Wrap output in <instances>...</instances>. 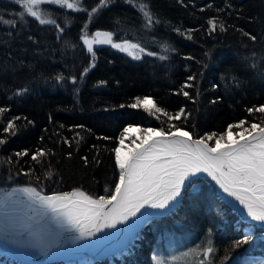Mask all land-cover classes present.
<instances>
[{"label": "trees", "instance_id": "1", "mask_svg": "<svg viewBox=\"0 0 264 264\" xmlns=\"http://www.w3.org/2000/svg\"><path fill=\"white\" fill-rule=\"evenodd\" d=\"M98 2L83 0V5L90 11ZM137 2L111 0L88 25V33L110 31L115 42L138 43L145 49L142 58L105 44L94 49L93 61L80 39L87 13L45 5L65 29L60 33L33 17L22 20L14 0H0V16L16 21H0V108L8 110L0 116V139L6 140L0 145V187L30 185L48 195L79 189L99 198L118 182L113 150L125 128L163 127L167 132L175 124L194 138L218 137L242 120L248 121L245 127L264 120V114L248 112L264 105V0H143L153 15L150 27ZM210 19L226 30L210 34ZM191 75L195 81L188 80ZM186 83L194 84L183 89L191 98L182 94ZM145 96L171 115L183 109L184 116L168 120L157 113V119L128 107ZM9 119L15 121V135L3 131ZM37 149L46 153L39 162L31 159ZM261 232L264 228L242 221L203 178L188 184L166 215L147 221L136 243L125 250L51 264H155L153 257L171 237L184 238L210 264H239L264 260ZM245 235L251 240L234 247ZM209 246L214 252L206 258Z\"/></svg>", "mask_w": 264, "mask_h": 264}, {"label": "snow or ice", "instance_id": "2", "mask_svg": "<svg viewBox=\"0 0 264 264\" xmlns=\"http://www.w3.org/2000/svg\"><path fill=\"white\" fill-rule=\"evenodd\" d=\"M14 2L22 9L19 13L22 20L26 15L33 17L40 25H54L60 33L65 29L51 18L45 5H57L61 9L87 13L88 23L83 25V35L80 39L93 61L96 57L94 45H111L135 60H140L141 54L145 53V49L138 43L129 40L115 42L114 33L110 31L97 30L89 35L88 25L102 9L108 7L111 0H99L90 11L83 5V0ZM127 2L133 4L134 0ZM136 6L145 18V26H152L154 21L149 5L143 0H138ZM0 21L8 25L16 23L15 20H4L2 16ZM65 22L70 24L67 16ZM208 24L210 34L218 28L220 31L226 30L224 25H218L215 19H210ZM250 39L255 41L256 36L250 35ZM147 55L156 53L148 52ZM166 58L160 57L162 60ZM93 67L94 63L85 68L84 74ZM188 80L195 81L196 76L191 75ZM72 82H76L75 77ZM192 87L193 83L183 85L182 94L191 98L189 92L183 89ZM128 107L142 108L157 119V113H162L168 120H178L184 116L183 109L171 115L158 107L148 96L136 97L135 102ZM7 111L6 108H0V116ZM248 112L264 114V105L250 108ZM246 124L248 121L242 120L229 125L228 130L218 137L216 133H211L200 138H193L190 132L175 124L170 125L167 132L163 127L125 128L119 139L120 146L113 150L115 164L119 169L118 182L112 189L107 190L106 195L93 198L79 189L44 195L32 186L17 187L11 191L0 189V238H14V242L42 251L58 247L65 232L75 233L73 240L92 239L106 229H115L118 225L129 224L130 221L134 225L136 219L142 215L141 210L146 207L161 210L169 208L180 197L185 182L201 172L207 173L225 193L234 197L252 220L264 223V126H261L264 120L251 123L248 127H245ZM233 128L240 131L234 134ZM134 130L142 131L144 138L139 146L129 148L125 152V136ZM3 131L15 135V121L9 119ZM213 140L214 143L210 144ZM4 143L6 140L0 139V145ZM132 143L135 144V141ZM16 155L27 156L28 152H17ZM45 155V152L37 149L31 159L39 162L38 158ZM250 240L251 236L245 235L242 240L235 242L234 247L247 244ZM213 252L214 248L209 246L204 250V256L210 257ZM153 260L155 264H167L161 256H154ZM200 264H210V260H201Z\"/></svg>", "mask_w": 264, "mask_h": 264}, {"label": "water", "instance_id": "3", "mask_svg": "<svg viewBox=\"0 0 264 264\" xmlns=\"http://www.w3.org/2000/svg\"><path fill=\"white\" fill-rule=\"evenodd\" d=\"M175 131V130H174ZM194 138V137H193ZM207 179L216 188L219 197L242 219L244 222L254 224L258 227L264 228V223L257 222L251 219L243 209V206L239 204L234 197L229 196L219 187V185L212 180L207 173H198L195 176L189 178L185 182V186L197 179ZM102 234L101 243L94 245V247H85V240H73L75 233H64V238L60 242L58 247H52L47 251H42L37 248H29L25 244L14 242V238L3 239L0 238V249L4 251L6 256L11 257L13 260L23 264H51L55 262H74L81 259H97L106 256L115 255L123 249L125 246L123 240L125 235V224L118 225L115 229H106L105 231L98 233ZM97 236L93 237L96 238ZM129 239V237H127ZM128 241V240H127ZM124 243V244H123ZM24 246V247H23ZM24 248V249H23Z\"/></svg>", "mask_w": 264, "mask_h": 264}, {"label": "rangeland", "instance_id": "4", "mask_svg": "<svg viewBox=\"0 0 264 264\" xmlns=\"http://www.w3.org/2000/svg\"><path fill=\"white\" fill-rule=\"evenodd\" d=\"M99 46H101V45H94V49H96ZM130 127H132L133 129H141L139 126H136V125L130 126ZM233 133L235 134L236 132L233 131ZM143 138H144V133L142 131H138V130H134L133 132L126 134V136H125V147H124L123 151L126 152L129 150V148H135V147L139 146V144L141 143V140ZM133 141H135V144L132 143ZM23 186H30V185H18V186H12L10 188L0 187V189H3L5 191H11V189H13V188L23 187ZM32 187H34V186H32ZM185 187L186 186H184V188ZM183 190L181 192L180 197L177 198V201L173 202L169 206V208H167V209L161 210V209H153V208H147L146 207L145 211H144L145 213L142 212V214H144V215H140L136 219V221H135L136 223H135L132 231L130 232V237L128 239L129 240L128 243L125 245V247L123 249H120V251L125 250L130 244H132L134 242L136 243V235L139 233V231H141V229L145 225V223H147V221H149L152 217H156V216L159 217V216L166 215L169 211H171L173 208H175L181 200ZM41 193L44 195H48V194L43 193L42 191H41ZM252 225H254V224H252ZM254 226H256V225H254ZM250 231L251 232H249V233L253 234L252 228H250ZM261 235L264 238V232H261ZM187 243L185 244L184 238L176 241L175 238L171 237L166 242V246L161 250L159 256L163 257L167 261V264H200L201 260H206V259L201 258L198 255L199 251L188 248L186 246ZM173 257H175L176 259L174 260ZM1 258H4L5 261H1L2 260ZM0 264H23V263L16 262L11 257L6 256L4 251L2 249H0ZM239 264H264V260L250 261V260L243 259L239 262Z\"/></svg>", "mask_w": 264, "mask_h": 264}, {"label": "bare ground", "instance_id": "5", "mask_svg": "<svg viewBox=\"0 0 264 264\" xmlns=\"http://www.w3.org/2000/svg\"><path fill=\"white\" fill-rule=\"evenodd\" d=\"M143 213H145L144 211H145V209H142L141 210ZM142 215H144V214H142ZM136 223V222H135ZM135 225V224H134ZM134 225H133V222L132 221H130L129 222V224H125V235H124V238H123V240L124 239H126L125 241H124V243H125V245L128 243V238L127 237H130V232L132 231V229H133V227H134ZM103 238H102V234H100V235H98L96 238H92V239H88V240H86L85 241V244L83 245V246H85V247H94V245L97 243V245L98 244H100L101 243V240H102ZM128 240V241H127ZM123 243V244H124ZM61 244V243H60ZM24 245V244H23ZM124 245V246H125ZM24 247V246H23ZM32 248V247H31ZM30 247L29 248H26V249H31ZM24 249V248H23Z\"/></svg>", "mask_w": 264, "mask_h": 264}]
</instances>
